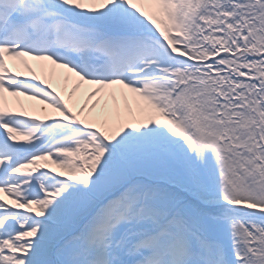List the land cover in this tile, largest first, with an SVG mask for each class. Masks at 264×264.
Here are the masks:
<instances>
[{
	"label": "snow or ice",
	"instance_id": "1",
	"mask_svg": "<svg viewBox=\"0 0 264 264\" xmlns=\"http://www.w3.org/2000/svg\"><path fill=\"white\" fill-rule=\"evenodd\" d=\"M0 264H264V0H0Z\"/></svg>",
	"mask_w": 264,
	"mask_h": 264
}]
</instances>
